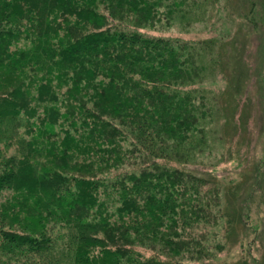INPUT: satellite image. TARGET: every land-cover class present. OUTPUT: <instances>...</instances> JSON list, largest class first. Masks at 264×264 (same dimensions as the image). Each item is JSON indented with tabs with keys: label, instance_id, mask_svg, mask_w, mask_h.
Instances as JSON below:
<instances>
[{
	"label": "trees",
	"instance_id": "1",
	"mask_svg": "<svg viewBox=\"0 0 264 264\" xmlns=\"http://www.w3.org/2000/svg\"><path fill=\"white\" fill-rule=\"evenodd\" d=\"M164 6L0 0V264H264L206 261L249 233L255 183L221 192L199 160L251 145L264 59L242 29L151 32L182 8ZM250 167L264 202V154Z\"/></svg>",
	"mask_w": 264,
	"mask_h": 264
},
{
	"label": "rangeland",
	"instance_id": "2",
	"mask_svg": "<svg viewBox=\"0 0 264 264\" xmlns=\"http://www.w3.org/2000/svg\"><path fill=\"white\" fill-rule=\"evenodd\" d=\"M164 7L180 9L175 11L173 17H168L172 21L168 22L166 19H162L157 23L153 29H149L154 33H163L164 35H174L180 38H202L207 36L223 35V37L228 38L236 35L237 30H243V33L249 38L247 47V52H250V62L253 61V66L256 62L264 59V0H162ZM191 3L196 7H192ZM172 5V6H169ZM198 5V6H197ZM166 8V9H167ZM253 9V22L247 23L243 19V14ZM168 13L167 15H170ZM249 16V15H248ZM250 17V16H249ZM247 23V24H246ZM252 26H255L253 28ZM252 27V28H251ZM252 29V31H251ZM241 33V32H240ZM238 38L243 41L244 36L238 33ZM264 68V62L261 64V69ZM256 86L252 87V91L255 90ZM258 91V90H257ZM258 108H254L252 111V118L248 122V127L252 132L253 141L250 146H246V142L240 144H233L231 150L227 149L225 152L231 156V158H226V156L218 154L220 156H211V159L199 158L203 160V168L213 171V175H216L217 189L223 190V185L229 178H234L235 180L240 179V176L246 171V177H250V181H254L255 191L253 198L255 201L249 203V207L245 208L248 213L247 222L254 228V232L249 228V233L242 239V243L236 244L234 247L228 249H216L214 251V256L207 257L206 261H214L215 263H223V261L236 260L237 258L248 255V256H259L262 250V244H264V238L260 234V229L262 224H264V202L259 199L260 193L262 191L259 187L258 180L254 179V175L251 172V162L253 158L261 156L264 154V120L261 119V112H257ZM218 131L223 130L227 137H230L228 128L225 126ZM233 140L236 139L234 138ZM221 149V144L216 141V146L212 153ZM257 151V152H256ZM256 152V153H255ZM214 154V153H213ZM264 170V168H262ZM246 177L243 179V183L247 182ZM242 181V180H239ZM220 192V193H221ZM256 195V197H255ZM213 223L208 225V229H212ZM256 230V231H255ZM221 232V230H219ZM215 234H208V246L210 248L209 254H213L212 243L214 241ZM214 246V245H213ZM227 247V246H226Z\"/></svg>",
	"mask_w": 264,
	"mask_h": 264
}]
</instances>
